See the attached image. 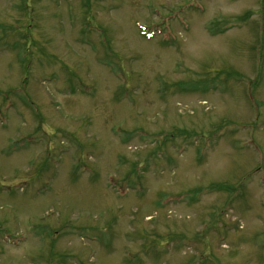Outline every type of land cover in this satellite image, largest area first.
<instances>
[{"label": "rangeland", "instance_id": "rangeland-1", "mask_svg": "<svg viewBox=\"0 0 264 264\" xmlns=\"http://www.w3.org/2000/svg\"><path fill=\"white\" fill-rule=\"evenodd\" d=\"M0 114V264H264V0H0Z\"/></svg>", "mask_w": 264, "mask_h": 264}, {"label": "bare ground", "instance_id": "bare-ground-1", "mask_svg": "<svg viewBox=\"0 0 264 264\" xmlns=\"http://www.w3.org/2000/svg\"><path fill=\"white\" fill-rule=\"evenodd\" d=\"M172 19H173V17H169L168 19L166 18V24H170V21H171ZM180 22L182 23V25L184 26V28L187 27L185 22H183V21H180ZM228 27H229V25H228ZM167 28H169V26H167ZM189 28H190V26L188 27V30H189ZM226 28H227V27H226ZM224 29H225V28H224ZM159 30H161V29H159ZM221 30H222V29H221ZM171 31H174V29H173V28H169V32L167 33V35H165V38H164L165 42H166L167 40L170 41V39L173 40L172 37L170 36V32H171ZM156 34H159L158 30H157V31L155 30V35H156ZM169 37H170V39H169ZM12 106H13V103H12L11 106H9V107H6V106H5V108L10 109ZM1 119H5V118H4V116H2V115L0 114V121H1Z\"/></svg>", "mask_w": 264, "mask_h": 264}]
</instances>
